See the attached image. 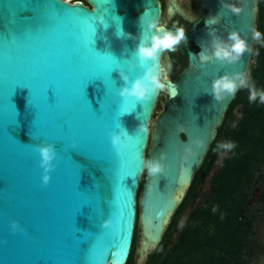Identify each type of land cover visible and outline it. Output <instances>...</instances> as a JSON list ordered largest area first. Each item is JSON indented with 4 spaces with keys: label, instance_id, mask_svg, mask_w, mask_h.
Returning a JSON list of instances; mask_svg holds the SVG:
<instances>
[{
    "label": "water",
    "instance_id": "obj_1",
    "mask_svg": "<svg viewBox=\"0 0 264 264\" xmlns=\"http://www.w3.org/2000/svg\"><path fill=\"white\" fill-rule=\"evenodd\" d=\"M86 1L0 0V264H125L137 218L141 255L153 250L234 97L215 101L211 81L250 68L257 0H196L203 21L185 35L198 50L188 49L185 69L167 80L164 109L150 128L159 92L142 102L122 98L114 70L143 77L147 65L134 49L141 27L150 35L147 21L159 19L160 0ZM221 3L242 12L233 15ZM168 8L160 23L175 15ZM120 27L136 38L118 37ZM233 29L250 48L240 61L201 59ZM122 127L132 139L117 155L110 132ZM194 139L202 143L186 151ZM42 142L57 149L47 185L34 147ZM162 152V174L141 171V160ZM105 219L110 227H101Z\"/></svg>",
    "mask_w": 264,
    "mask_h": 264
},
{
    "label": "trees",
    "instance_id": "obj_2",
    "mask_svg": "<svg viewBox=\"0 0 264 264\" xmlns=\"http://www.w3.org/2000/svg\"><path fill=\"white\" fill-rule=\"evenodd\" d=\"M83 2L88 4L86 0ZM263 12L261 6L255 29L262 38L253 44V63L247 72L258 91L264 90ZM248 95L247 88L235 93L202 164L194 173L160 241L147 254L143 264H251L264 257V236L258 230L264 217V188L257 200L247 202L254 177L257 175L259 180H264V103L259 99L250 102ZM220 143H231L234 147L218 149ZM208 176L209 193L196 202ZM142 182L143 175L137 195ZM188 205L191 209L179 227ZM138 236L137 218L125 264H136Z\"/></svg>",
    "mask_w": 264,
    "mask_h": 264
},
{
    "label": "clouds",
    "instance_id": "obj_3",
    "mask_svg": "<svg viewBox=\"0 0 264 264\" xmlns=\"http://www.w3.org/2000/svg\"><path fill=\"white\" fill-rule=\"evenodd\" d=\"M222 8H227L233 15H239L242 8L232 4L221 3ZM145 13L140 17V24ZM146 28L152 30L150 35H144V29L141 27V35L137 38L138 43L134 49L135 57L141 66H145L143 77L137 76L130 80L129 75L120 68L114 71L119 73V77L123 83L118 88V95L122 98H135L136 101H146L153 95L165 90L168 80V71L160 63V57L165 51H175L181 42L187 43L185 28L183 26L174 25L169 29L166 24L160 23L157 19L151 18L146 23ZM121 33L123 35H121ZM118 37H131L130 33L124 31L120 27ZM256 40H261L262 36L259 31H256L253 36ZM250 51L246 36L242 37L240 32L233 29L227 33V38L216 37L212 42L211 55L201 54V59L204 61L215 59L221 64H234L241 60L245 52ZM151 62L150 64L148 62ZM128 63L132 66V61ZM170 67V66H169ZM240 88H247L249 91L248 99L250 102H255L257 99L264 103V90H257L254 82H250L249 76L246 73L225 72L222 75L216 76L211 81L210 93L215 101L219 102L228 96H233ZM138 132L145 134L147 128L140 124ZM132 136L129 135L126 129L122 127L121 131L110 132V143L117 155H121L122 150L126 148ZM200 145L199 139H194L185 146L186 151H191V144ZM40 156L39 164L43 169L41 176L42 183L47 185L50 180V171L54 168V158L57 154V149L53 143H40L34 145ZM234 147L231 143H220L218 149L231 150ZM165 155L162 152L159 159L156 157L141 160V171L147 170L149 176H156L164 172V164L162 161ZM111 219L102 221L101 227H110ZM10 226L15 232L19 225L16 221H11Z\"/></svg>",
    "mask_w": 264,
    "mask_h": 264
},
{
    "label": "flooded vegetation",
    "instance_id": "obj_4",
    "mask_svg": "<svg viewBox=\"0 0 264 264\" xmlns=\"http://www.w3.org/2000/svg\"><path fill=\"white\" fill-rule=\"evenodd\" d=\"M184 2H186L189 5H193L197 11V15L195 17H191L186 12L183 13L179 8H177L176 4L174 3V0H160V4H161L160 17L162 16L163 12L167 10L168 7H169L168 8L169 11L171 10L175 11V15L173 16L172 20L162 24H166L169 29H172L174 25L183 26L185 30L188 27H190L193 23H197V25L202 24L205 11L198 6L196 0H184ZM232 5L237 6L236 3H232ZM261 6L264 11V0H257L256 18L258 16L259 9L261 8ZM263 22H264V16H263ZM188 49H192L196 51L198 50V47L195 46L191 41H187V43L185 44L181 42V44L177 46L175 51L172 52L165 51L162 54L161 64L164 58H165L164 60L165 62L168 61V69H169L168 79L174 80L177 77V75L185 69V67L188 64V53H187ZM263 188H264V180L262 179L259 180L258 176L256 175L252 181V189L247 202L252 203L253 200H257L260 196V192L258 193V195H255V192L261 191Z\"/></svg>",
    "mask_w": 264,
    "mask_h": 264
},
{
    "label": "rangeland",
    "instance_id": "obj_5",
    "mask_svg": "<svg viewBox=\"0 0 264 264\" xmlns=\"http://www.w3.org/2000/svg\"><path fill=\"white\" fill-rule=\"evenodd\" d=\"M72 1H76V0H72ZM177 3L180 6V8L183 11V13L186 12L191 17H195L197 15V11H196V9H195V7L193 5L187 4L186 2H184V0H177ZM161 17H160V19L158 21L161 20ZM255 32H256V29H255ZM249 63L251 65L253 63V60L250 59ZM162 65L165 67L163 60H162ZM165 101H166V90H163V91H160L158 93V97H157V100H156V105H155V107L153 109V112H152V115H151V118H150V121H149L150 128L152 127V125H153L154 121L156 120V118L160 115V113L164 109ZM238 113H239V107L236 108V110H235V114L238 115ZM221 157H222V153L218 156V159H217V162H216V166L215 167H217V165H218ZM258 187H259V185H258ZM209 188H210V176H208L206 178V180L203 183L201 189L199 190V194H198V197L196 199V202H199L200 200H202L204 197H206L208 195ZM260 188H261V186H260ZM259 192L260 191H258V192L256 191L255 192V195H258ZM254 201L255 200H253L252 203ZM190 209H191V205H188L187 208H186V210H185V212H184V214H183V216H182V219L180 220L179 227L183 223V221L185 220V218H186L187 214L189 213ZM259 224H260L259 229H258L259 230V233H260L261 236H264V217H263V220L260 221ZM138 226H139V236H138V242H137V248H136V264H143V262L146 259V255L150 251H152V248L151 247H148L147 248V251L148 252L146 254L141 255V246H142L141 241L143 239V236H142V225H141V223L140 224L138 223ZM258 261L259 260H254L251 264H256Z\"/></svg>",
    "mask_w": 264,
    "mask_h": 264
},
{
    "label": "bare ground",
    "instance_id": "obj_6",
    "mask_svg": "<svg viewBox=\"0 0 264 264\" xmlns=\"http://www.w3.org/2000/svg\"><path fill=\"white\" fill-rule=\"evenodd\" d=\"M148 140H149V138H148ZM149 143V142H148ZM144 171V170H143ZM141 180V179H140ZM138 197H139V195H137V197H136V199H137V201H138Z\"/></svg>",
    "mask_w": 264,
    "mask_h": 264
}]
</instances>
